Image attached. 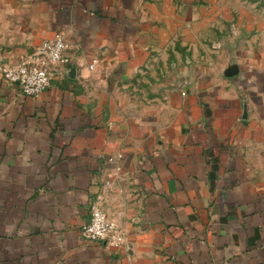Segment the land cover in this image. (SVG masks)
<instances>
[{
	"label": "crops",
	"instance_id": "crops-1",
	"mask_svg": "<svg viewBox=\"0 0 264 264\" xmlns=\"http://www.w3.org/2000/svg\"><path fill=\"white\" fill-rule=\"evenodd\" d=\"M57 32L0 74V264H264V0H0V64Z\"/></svg>",
	"mask_w": 264,
	"mask_h": 264
},
{
	"label": "built area",
	"instance_id": "built-area-1",
	"mask_svg": "<svg viewBox=\"0 0 264 264\" xmlns=\"http://www.w3.org/2000/svg\"><path fill=\"white\" fill-rule=\"evenodd\" d=\"M65 48V39L57 32L52 38L43 39L27 57L0 64V74L4 79L16 83L24 95L36 96L50 83L51 65L67 61L63 53ZM88 66L92 68L93 63ZM79 232L84 239L109 245L118 246L124 241L121 227L96 203L90 205L89 218L80 225Z\"/></svg>",
	"mask_w": 264,
	"mask_h": 264
}]
</instances>
